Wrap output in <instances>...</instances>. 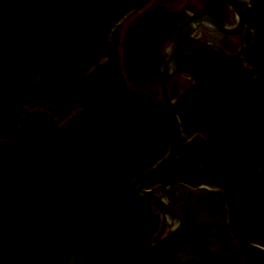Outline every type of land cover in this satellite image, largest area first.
<instances>
[{
  "label": "trees",
  "instance_id": "trees-1",
  "mask_svg": "<svg viewBox=\"0 0 264 264\" xmlns=\"http://www.w3.org/2000/svg\"><path fill=\"white\" fill-rule=\"evenodd\" d=\"M148 1L0 0V264H133L155 231L135 184L167 148L158 65L186 14ZM245 22L240 57L179 58L176 157L144 185H187L185 224L144 264H264V0Z\"/></svg>",
  "mask_w": 264,
  "mask_h": 264
},
{
  "label": "water",
  "instance_id": "water-1",
  "mask_svg": "<svg viewBox=\"0 0 264 264\" xmlns=\"http://www.w3.org/2000/svg\"><path fill=\"white\" fill-rule=\"evenodd\" d=\"M230 11L235 12L234 22L230 25L221 24L207 0H186L185 5L194 2L195 7L188 12L187 17L178 25L173 35V43L165 58L158 65L159 92L163 105V112L168 123V142L166 151L158 157L150 166L145 168L137 177L135 184L136 195L147 201L152 209L159 214L158 228L163 221L167 223V228L162 233L153 232L144 250L133 264H144L152 257L154 252L162 247L169 239L182 230L185 224V217L181 211L170 203L173 196L172 185L166 186H145L146 179L157 173L166 163L176 157V138L179 129V119L174 113V107L178 99L190 89L196 82L194 72L182 67L179 57L182 47L187 41H196L204 48L213 50L223 57L240 56L245 45V6L249 0H222ZM184 5V6H185ZM183 6V7H184ZM181 9H183L181 7ZM200 31L206 33V39L198 36ZM219 33L238 37V47L230 52L225 50L219 43ZM184 56H189L186 52ZM186 77L184 86L172 95L169 90L168 80L171 76Z\"/></svg>",
  "mask_w": 264,
  "mask_h": 264
},
{
  "label": "rangeland",
  "instance_id": "rangeland-1",
  "mask_svg": "<svg viewBox=\"0 0 264 264\" xmlns=\"http://www.w3.org/2000/svg\"><path fill=\"white\" fill-rule=\"evenodd\" d=\"M154 2H164L166 4H169L172 8H175V9H180L181 7L183 8L184 12H190L192 9H194V6H195V3L194 2H189L187 5H185V1L186 0H152ZM151 2V0H149L147 4H149ZM185 5V6H184ZM194 5V6H192ZM184 6V7H183ZM172 43H173V40L166 43V46L164 47L163 49V53H165V56L167 55V53L169 52L170 48L172 46ZM197 46H195L194 44V41H187L182 49H185V50H192L194 48H196ZM169 48V49H168ZM180 78L182 79L181 82L177 83V78H176V75H173L170 80H168V85H169V90L172 94H176V92H178V90L180 88H182L184 85V83H186L187 81V78L184 76V77H181ZM184 82V83H183ZM155 90H156V94L158 96V98L161 99V96H160V92H159V82H157V85L155 87ZM206 188H210L209 186H205ZM190 189L187 185L183 186V185H180L177 189L174 188V186H172V191H173V195L175 198L178 199V204H180L182 202V199L186 198V191ZM190 207H191V204H190ZM193 207V206H192ZM154 211L156 212V216L158 217V223H159V214L158 212L154 209ZM158 223H157V226H158ZM192 223L197 225L198 228H201L202 224H203V221L201 220V218L197 217L195 214L193 215V220H192ZM156 226V229H155V233H162L163 231L166 230V226H167V223L165 221L162 222L160 228H158Z\"/></svg>",
  "mask_w": 264,
  "mask_h": 264
},
{
  "label": "flooded vegetation",
  "instance_id": "flooded-vegetation-1",
  "mask_svg": "<svg viewBox=\"0 0 264 264\" xmlns=\"http://www.w3.org/2000/svg\"><path fill=\"white\" fill-rule=\"evenodd\" d=\"M207 1L209 2V0H207ZM217 2H218L217 5H214V6L209 2L210 6L212 8V11L215 14L217 20L221 24H226V25L232 24L235 19L232 16L231 11L228 9L227 5L222 0H218ZM192 6H194V5H192ZM198 36L203 38V39H206V33L204 31H200ZM218 43L227 51L235 50L239 44L238 43V37L236 34L228 35V34H222V33H219ZM194 44H195V46H197L196 48H201V49H204L207 51L214 52L213 50H209V49L204 48L203 45L199 42L194 41ZM186 52H189L191 54V50L182 49L183 54H185ZM214 53H216V52H214ZM183 54H181L179 58L190 56V55L184 56ZM176 78H177V83L182 81V79L180 77L176 76Z\"/></svg>",
  "mask_w": 264,
  "mask_h": 264
},
{
  "label": "bare ground",
  "instance_id": "bare-ground-1",
  "mask_svg": "<svg viewBox=\"0 0 264 264\" xmlns=\"http://www.w3.org/2000/svg\"><path fill=\"white\" fill-rule=\"evenodd\" d=\"M153 2H154V1L151 0L150 3H153ZM163 3H164V2H163ZM247 5H249V1H248V4H247ZM183 11H184V10H183ZM185 14H186V17H187L188 12H186ZM231 14H232L233 17L235 16V12L231 11ZM186 17H185V18H186ZM244 39H245V38H244ZM169 48H170V47H169ZM169 48H168V49H169ZM235 50H236V49H235ZM233 51H234V50H233ZM230 52H232V51H230ZM242 53H243V52H242ZM241 55H242V54H241ZM241 55H240V56H241ZM240 56L225 57V58H236V57H240ZM184 84H185V83H184ZM184 84H183V85H184ZM180 89H181V88H180ZM180 89H179V90H180ZM179 90H178V91H179ZM188 90H189V89H188ZM186 92H187V91H186ZM176 93H177V92H176ZM201 186H207V185H206V184H202ZM167 226H168V225H167ZM167 226H166V228H167Z\"/></svg>",
  "mask_w": 264,
  "mask_h": 264
}]
</instances>
